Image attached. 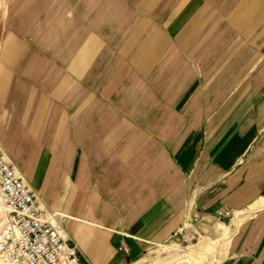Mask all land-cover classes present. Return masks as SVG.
Wrapping results in <instances>:
<instances>
[{
	"label": "crops",
	"instance_id": "1",
	"mask_svg": "<svg viewBox=\"0 0 264 264\" xmlns=\"http://www.w3.org/2000/svg\"><path fill=\"white\" fill-rule=\"evenodd\" d=\"M0 7V147L81 264H264V0Z\"/></svg>",
	"mask_w": 264,
	"mask_h": 264
},
{
	"label": "built area",
	"instance_id": "2",
	"mask_svg": "<svg viewBox=\"0 0 264 264\" xmlns=\"http://www.w3.org/2000/svg\"><path fill=\"white\" fill-rule=\"evenodd\" d=\"M0 203L2 264H81L77 244L60 223L61 214L43 205L1 147ZM214 215L222 220L231 218L232 212L218 209Z\"/></svg>",
	"mask_w": 264,
	"mask_h": 264
},
{
	"label": "rangeland",
	"instance_id": "3",
	"mask_svg": "<svg viewBox=\"0 0 264 264\" xmlns=\"http://www.w3.org/2000/svg\"><path fill=\"white\" fill-rule=\"evenodd\" d=\"M2 4V0H0V5ZM1 8V7H0ZM3 207L0 204V228L3 221ZM163 247L159 248L157 246H151L147 251L140 257V259H144V262L142 264H151L153 261H156L158 259H165L166 261L163 262V264H174L175 261H180L183 259V257H187L190 264H194L191 259H193L192 256H184L185 251L181 252L179 249L189 248L190 246H193L194 248L197 246V241L194 240L191 243H183L179 244L178 242H167L165 244H162ZM215 251V249H214ZM209 252L203 254V256H199V258L194 260L196 261L195 264H218L219 261H213L215 258V252ZM191 258V259H190ZM225 258V257H224ZM222 258V260L224 259ZM221 260V261H222ZM220 261V262H221ZM0 264L1 261H0Z\"/></svg>",
	"mask_w": 264,
	"mask_h": 264
},
{
	"label": "bare ground",
	"instance_id": "4",
	"mask_svg": "<svg viewBox=\"0 0 264 264\" xmlns=\"http://www.w3.org/2000/svg\"><path fill=\"white\" fill-rule=\"evenodd\" d=\"M1 204V203H0ZM3 207V206H2ZM2 212H4V208H3V210H2ZM181 252H184V250H180ZM185 256V255H184ZM2 263V262H1Z\"/></svg>",
	"mask_w": 264,
	"mask_h": 264
}]
</instances>
